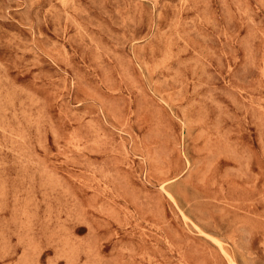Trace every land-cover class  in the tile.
Returning a JSON list of instances; mask_svg holds the SVG:
<instances>
[{
    "label": "rangeland",
    "instance_id": "rangeland-1",
    "mask_svg": "<svg viewBox=\"0 0 264 264\" xmlns=\"http://www.w3.org/2000/svg\"><path fill=\"white\" fill-rule=\"evenodd\" d=\"M0 264H264V0H0Z\"/></svg>",
    "mask_w": 264,
    "mask_h": 264
}]
</instances>
